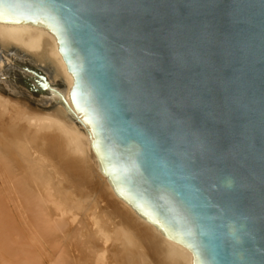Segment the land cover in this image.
<instances>
[{
	"label": "water",
	"instance_id": "obj_1",
	"mask_svg": "<svg viewBox=\"0 0 264 264\" xmlns=\"http://www.w3.org/2000/svg\"><path fill=\"white\" fill-rule=\"evenodd\" d=\"M46 26L116 196L195 264H264V0H0Z\"/></svg>",
	"mask_w": 264,
	"mask_h": 264
},
{
	"label": "bare ground",
	"instance_id": "obj_2",
	"mask_svg": "<svg viewBox=\"0 0 264 264\" xmlns=\"http://www.w3.org/2000/svg\"><path fill=\"white\" fill-rule=\"evenodd\" d=\"M0 51V69L10 61L7 51L41 68L53 100L51 108L39 109L0 93V127L11 136L13 151L0 150V264H154L155 250L164 264H195L188 248L116 196L91 126L72 105L73 77L53 32L0 22ZM57 81L61 90L52 85ZM93 177L118 206V221L90 195L68 187V181ZM67 211L89 223L84 247L68 239Z\"/></svg>",
	"mask_w": 264,
	"mask_h": 264
},
{
	"label": "rangeland",
	"instance_id": "obj_3",
	"mask_svg": "<svg viewBox=\"0 0 264 264\" xmlns=\"http://www.w3.org/2000/svg\"><path fill=\"white\" fill-rule=\"evenodd\" d=\"M6 54L10 58V61L4 63L0 69V93L11 99L21 100L31 107L39 109L51 108L53 100L51 99V92L46 86V73L35 64H32L27 59H23L14 52L7 51ZM1 56L2 52L0 51V59ZM52 85L60 90L63 88L62 83L59 81H57V84L54 83ZM10 142L11 136L8 131L0 127V150L2 153L13 154ZM15 162L17 163V159ZM67 184L72 190L90 195L91 199L96 202L97 207L110 213L115 221L119 220L118 206L107 196L97 178L93 177L91 182L86 180L79 182L71 180ZM91 185L92 190L90 189ZM67 212L70 221L68 239L84 247L89 239V223L81 215H74L71 211ZM163 260V255L158 250H155L152 262L154 264H164Z\"/></svg>",
	"mask_w": 264,
	"mask_h": 264
}]
</instances>
